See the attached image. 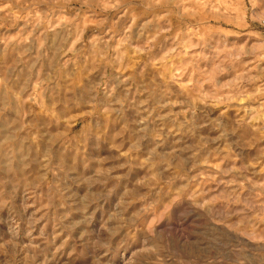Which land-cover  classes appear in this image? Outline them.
Wrapping results in <instances>:
<instances>
[{
    "label": "rangeland",
    "instance_id": "1",
    "mask_svg": "<svg viewBox=\"0 0 264 264\" xmlns=\"http://www.w3.org/2000/svg\"><path fill=\"white\" fill-rule=\"evenodd\" d=\"M0 264H264V0H0Z\"/></svg>",
    "mask_w": 264,
    "mask_h": 264
}]
</instances>
